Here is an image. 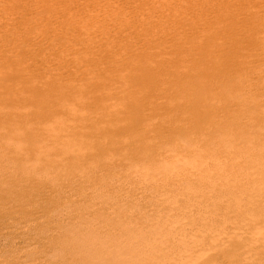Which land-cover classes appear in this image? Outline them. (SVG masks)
<instances>
[{
  "label": "bare ground",
  "instance_id": "1",
  "mask_svg": "<svg viewBox=\"0 0 264 264\" xmlns=\"http://www.w3.org/2000/svg\"><path fill=\"white\" fill-rule=\"evenodd\" d=\"M96 1H93V2H96ZM165 1H169V3H168L169 5L170 4L174 5V6H171L170 8H168L169 10L167 9L168 12L165 11V7L166 6L164 7L162 2H158V3L155 2L156 3V7H154V5H155L154 4L152 6L154 8L151 11H155V12H159L160 13V14H157V15L155 14L156 16H153V13H151V11L149 12L148 8H147L146 10L149 12V16L148 17L139 18L137 16L138 17L137 18L134 15V17H132V18H130L128 20H126L127 18L124 17L126 19H125V21H123L121 23L122 26H120V27H122V28H119L120 29L119 33L122 34V30L123 29H124L123 31H125V29H126V30H130V31L133 30V32L125 33L124 34L125 35L124 36L125 39L124 40L121 39L119 42L117 40H115L117 38H120V37H117V34H116V37H115V39L113 38V41H116L117 43H115L114 45L111 44V42H112V39H110L111 36L110 37H107V36L104 37V35H103L104 33H102V29L100 27L103 24L104 26H102V27L107 28V31H109V32L110 31H115V30L117 31L118 27H119L118 24L117 25L108 26V23H105L108 13L107 14L106 13H102V14H100L102 16H98V18H97L96 15H94V18L89 19V20L93 21L92 23L85 22V23H87L86 27H83L82 29L79 28V29H81L80 31L79 30L78 31L75 30V31H77L76 33H74L75 35H71V38L73 40L76 39L75 42L78 40L77 39L78 35L79 34L81 35L83 33L87 34V37H88V39H90L91 42H98L96 46H93V49H91L92 47L90 48L91 51L88 49V51L85 52L86 54L82 53L80 56H76V54L78 55V53H75V55H73V56H69V57L65 56V57H63V56H60L57 53V51L56 52L52 51L50 53V51H48V49H47V51H43V53L40 54L41 52L39 51V49L37 50V48L40 46V43H37L38 41L37 42L31 41L26 46L25 45L23 46V47H27V49L23 48L22 51H24L26 53L27 52L31 53L32 54L31 57H33V56L34 57H38V55L40 54V56L41 55L43 56V58H41V59H44L45 61L46 60L48 61V57L49 56H51V57L55 56L54 58H56L57 57L56 54H57L61 58H64L62 61L69 60V62L67 61L68 63L75 62V64H79L81 66H85L86 70H90L92 72L93 71H96V72L99 71L100 72V70H101L100 65L97 66V64H99V60L97 59L98 60V63H97L96 62L97 61L96 58L102 54L101 56H104L105 59L103 61H100V63L102 65H103V63L107 64V66L104 64L103 69H104V71H109V73L107 72V73H104V74L112 73V71H110V70H114L117 66H118V68L121 67L123 69V71L126 72L122 76H120L117 73V69L118 68H116V74L119 76V78L117 80L115 79V81H118L119 83H118V86L115 85L117 83H115L114 86L111 85L112 86L111 93L109 94V92H108V94L111 95V98L113 97V98L116 99V103L118 101V103H117L118 105H115L114 107H110L108 105H105L106 101H108V99H109L107 97H104V94L102 93L103 92L102 90L104 89L103 86H105V85H103V86L99 85L100 87L97 86V85H94V80L97 81V84H99L100 80L98 81V79L97 80L95 79L98 76L93 78V81H92L93 83L87 84V87L85 89H83L82 91L79 90L78 93L75 92V91H78L77 90L78 87H76L75 88L76 90L74 91V93H77V94L68 95L69 94L68 93L67 94L68 96H65V97L63 95L59 94V95H61L63 97H57L49 104L37 103V101L35 100L36 96L39 94V92L41 90V87L38 86V88H34V90L32 92H30L31 96L30 95L28 96L29 99H30V100L27 101L28 105H33L35 107V110H34L35 113L44 114V118L49 116V121H47V123L48 124L49 123H56L57 126H58L56 128H53V130H56L57 132L60 130V127H59L60 120L57 121L60 115H61L60 119H62L64 116L65 117L68 116L69 119L72 118L70 120L67 118L68 119V121H67V119L65 120V117H64V122H65L64 124L65 125L63 126V128H64L63 131L67 130L66 132H63V134L66 133L65 137H67V136L68 137H72V136H74L75 134H77L81 130L86 131L87 129L85 130V128H88L89 130H91L94 127H98V126H102V125L105 126V127L109 126L110 129H114L115 132L116 131L117 132H121V133L123 132L124 134L125 133L128 134V136L130 135V136L134 137V139L131 140V141H125L126 143L110 142V143H104V144L95 143V145L93 143L92 144V148L88 144L86 145L84 143L83 144V146L85 145L84 148L81 145V147H79L77 149H75L73 147V145H71L70 142H66V141H69V140H64V139L60 138L59 140L54 142L55 143V146H54L55 148H54V152L52 154L53 157L55 155L58 156V154H59L58 150H60L61 154H62L61 157H63L62 159H64L65 161L67 159H69V158L71 160H74L73 157H75V156H77V157L83 156V157H85L83 159H86V161L90 160L91 158H94V157L106 156L107 160H109V161L110 160H113V161L114 160H120V159H124L123 161H125V160H136L138 163L143 164V166L146 167L147 165L145 164V160L149 156L148 152L152 148H154L153 147L154 142L157 139H161L162 136H159V137H156V136L142 137V136H140L139 134L136 133L137 131L135 130L136 126L140 122L144 121V119L154 120V118H157L158 121L159 120L163 121V123L160 126L158 125L161 128L160 129L161 130L160 133H168V137H174L175 135L179 136L180 134L186 133L189 129H190V132L188 131L187 133H188V136H191L190 134L193 133L192 132V129H193L194 131H196V134L200 133L199 136L197 137V140H198V138H200V140L202 141V138L204 136L203 135L204 134L203 127L201 126L202 125V119L211 116L212 113L218 112V110H219L218 103L216 101H213L214 100L213 94L215 93V94L219 95V98H218L219 103L223 100L222 98H224V97L226 99H228L231 96V92H229V90L226 91L223 85L229 86L230 84L233 85V83L236 84L235 78L238 77V79H239L240 74H242L241 73L242 70H244V67H246L249 62L264 61V27L263 26H262L263 28H261L260 26H256L255 28L251 27V25L255 24L254 22L258 21L259 12L262 11V10L264 11V0H165ZM126 2L127 1H124V3H126ZM85 3L86 4H83L84 5L83 6V11H84V9H87L89 7L87 5V2H85ZM104 3L105 2L101 3L102 6L103 5L105 6ZM75 4H76V2H75ZM164 4H166V2H164ZM72 5H74V4H72ZM146 5L147 4H145V6ZM74 6H76V5H74ZM80 6H81V4H80ZM80 8H77V10L80 9ZM101 8H99V9H101ZM81 11H82V9L80 10V12ZM85 11H87V10H85ZM82 12H81V15H82ZM91 12H92V9H91ZM83 13H86V12H83ZM118 13H120V12H118ZM89 14L88 15L85 14L86 17L89 16ZM110 15H112V14H110ZM83 19H85V18H83ZM75 20H77V19H75ZM78 21H77V23H78ZM81 21H80V23H81ZM113 21H115V20H113ZM61 23H62V21H60L58 18H56L55 22L51 23L52 24L51 28L54 29V30L55 29H59L61 27ZM163 23H165L166 24L165 26H167V27L162 26ZM198 23H201L203 25L202 31H201V29L200 30L198 29L199 31L202 32L200 34L196 33L195 32L196 30H194V31L190 30L189 31L190 28L189 29L186 28L188 25H191V24H195V25L197 24L198 25ZM114 24H116V23H114ZM263 24H264V22L262 23V25ZM259 25H261V24H259ZM157 26H160V27H157ZM219 26H220V30L219 31H218V29L216 31H212L213 29L215 30V28H218ZM76 28H78V27L76 26ZM52 29H50L49 31H51ZM253 29H255V30H253ZM211 31L214 32V33H211ZM52 32H55V31H52ZM133 33H135V34H133ZM43 34L44 33H42V35L40 34L38 36L39 37H43L42 39H44L45 36ZM83 35H85V34H83ZM122 37H123V35H122ZM108 40H109V42H107ZM99 44L100 45H104L105 49H103L102 46H101L102 49H100ZM108 45H110L111 47H108V49H106V46H108ZM89 46H92V45H89ZM16 47H18V46H16ZM238 47L244 48V49L249 50V51L248 52H245V51L242 52L243 50L241 49L242 51H240L241 53H239V48ZM19 48H21V47H19ZM174 51H175V53H173ZM34 52L37 53L38 55L37 54L34 55ZM69 52H67V53H69ZM73 52L71 51L70 54L73 53ZM54 60H56V59H53V61ZM94 64H96V67L92 66ZM236 66H238V67H236ZM4 68L5 67H3V68L1 67L0 68V80H1V82H2V80L3 81H5V80L7 81V79L8 80L10 79V73H8ZM73 68H75V67H73ZM78 68L79 67H77V69ZM85 68H84V70L82 69L83 74H85L84 73L85 72ZM121 68H119V69H121ZM247 68L248 67H246V69ZM101 71L104 72L103 70H101ZM77 72L74 73V76H72V75L69 76L70 79L72 78V80H69V81H73L74 83L76 82V84L77 83L79 84V82L83 83L86 80V79L84 80L82 78V77H84V75L82 74V77L80 79L79 75L77 74ZM102 72H100V76L103 75ZM87 73H88V71H87ZM87 73H86V75H87ZM119 73H122V72L120 71ZM24 74H23L24 76L20 75V76H14V77H15V79H22L24 77L27 80V82L35 81V82H38L36 84L40 83L41 85H44V86H48V85L54 84V83H56V86H57V85H59L57 83L60 82V80L62 78L63 79L66 78L67 79V75H69V73L66 74V76H65V73H63L64 75L62 73L51 74V72H46V71L39 72V73L31 72V74L28 71V72H25ZM112 74L107 75V76L108 77L109 76L112 77ZM117 75H115V76H117ZM88 76H90V75H88ZM103 76H106V75H103ZM104 78H102V79H104ZM91 80H90V77H89V80L87 79L86 81H87V83H89ZM107 80H112V78L111 79L108 78ZM107 80H103V81H107ZM214 80L216 81L215 83H218V84H215V83L212 84V82ZM62 81H61V83H62ZM69 81H67V82H69ZM113 81H109L110 84ZM243 81L245 82V79ZM100 82H102V81H100ZM109 82H108L107 88L110 87L109 86L110 85ZM74 83H72V84H74ZM240 83H242V82H239V85H238V82H237L238 87L241 85ZM102 84H104V83H102ZM65 85H66V82H65ZM79 86H80V84H79ZM94 86L95 87L97 86L98 88H103V89H100L101 91L97 89V91H100V93L103 94V96L100 93H99V95H101V96L97 95L99 97L94 95V94L98 93V92L95 93L96 89H94ZM221 86H223V88ZM242 86H243V83H242ZM90 87H92V89ZM218 87L220 89H218ZM82 88H84V86H82ZM237 88H236V90H237ZM110 89H108V90H110ZM2 90H0V105L2 103L6 104V103H8L10 101H13V100H16L17 98H20V97L24 98V96H22L19 93H17L14 90V88H6L5 90L4 89H2ZM72 91H73V89H72ZM92 91H94L93 92L94 94L91 93ZM61 92L63 93L62 90H61ZM63 94H65V92ZM108 94L106 93L105 96H107ZM242 94H240V95H242ZM232 95H234V94H232ZM244 95H245V93H244ZM246 95H248V93ZM88 100L91 101V102L92 101L97 102L96 103V104H98L97 106L102 105V102H104L103 103L105 105L104 108H103L104 109V116L101 117V118H92L90 116L91 118H89L88 116L86 117V115L83 114V118L81 116L79 117L80 123H78L79 121L77 122V120H76L77 116H75L76 115V110L78 109V107L81 108L80 106H82V105L84 106V104H86L88 102ZM247 100H248V98H247ZM171 101L173 103H168V102H171ZM174 101L177 102V103H175ZM232 101H231V103H232ZM155 102L157 103V105H161V107H160L159 110L153 111V112L150 113L147 104L148 103L153 104ZM236 102L239 105L238 101H236ZM167 103L168 104H172L174 107H176V109L175 108L174 109L179 111V112H181L180 113L182 115L181 117H188V121L185 124H183V125L174 126V125L170 124V122L172 121V116H175L177 118V120H174V121H178V119H179L178 117L179 116H178V113L175 112V111H174L175 113H173V111H171V110L167 111V109H166V112H165V108H164L165 106L164 105H167ZM87 104H91V103L89 102ZM93 104H95V103H93ZM241 107L239 106V108H241ZM227 109H228V107H227ZM249 112H250V110H249ZM46 113H47V115L45 116ZM57 114H58V116H57ZM63 114H65V115H63ZM16 115H17L16 111L9 110V112H7V111L4 112V113L2 112V114L0 113V121L1 122L15 121L16 120ZM70 115H73V116L69 117ZM158 115H160V116L158 117ZM251 115L252 114L250 113V115H248V116H251ZM219 118H220V116H219ZM169 119H171V121ZM32 122L35 123V120L32 121ZM32 122H30V123L33 124ZM30 123H27V125L30 124ZM156 123H158V122H156ZM200 123H201V125H200ZM248 123H249V121L247 122V124ZM50 125H52V124H50ZM66 125H67V129H66ZM49 127H50V129H48V130L45 127L47 132H51V129H52L51 127L52 126H49ZM245 127H247V125ZM226 128H227V126H226ZM31 129H29V130H31ZM205 129H206V127H205ZM246 129H244V131ZM206 131L207 130H205V134H206ZM250 132H251V129H250ZM79 134H80V132H79ZM115 134L119 135V133H115ZM219 134H220V132H219ZM39 135L40 134H37V136H36V134L33 135V136L32 135H27V136H25V135L23 136L22 135L21 137L22 138L27 137L29 139V140H26V139H24V140H26V143H27V141L30 142L29 145H30V148H31V146L32 147L37 146V144H38V142L40 140L46 139V141H47V139L49 138V137H47L48 136L47 133L45 134V135H47V136H45L47 138L43 137L44 133H43L42 136H39ZM192 135H195V134L193 133ZM86 136L88 137L87 132L85 133L84 139H85ZM188 136H186V137L188 138ZM21 137L18 134V138H21ZM223 137H224V139L226 138L224 135H223ZM223 137L220 136L219 138H223ZM256 137H257V139H260L263 136L258 135ZM1 138L3 140L4 139L6 140V137H2L0 135V139ZM11 138L13 140L15 139L14 141H17L16 136L11 137ZM50 138H53V137L50 136ZM183 138H184V136L182 137V139ZM219 138L217 140H220ZM131 139H132V137H131ZM224 139H222V140L224 141ZM86 140H88V139H86ZM188 140H190V139H188ZM249 140H250V138H249ZM254 140H252V141H254ZM44 141H43V144L45 145L46 143H44ZM51 141H52V139H51ZM23 142H25V141H22V143ZM40 142H42V141H40ZM157 142H158V140H157ZM190 142H193L192 139H191ZM190 142H189V144H190ZM225 142H227V140L224 141V143ZM250 142H251V140H250ZM48 143H50V141H48ZM219 143H222V142H219ZM51 144H53V143H51ZM199 144H200V142H199ZM251 144H252V142H251ZM256 144H258V143H256ZM256 144H255L254 148L256 147ZM183 145H185V144H183ZM88 146L91 148V150L88 148ZM48 147L51 148V146H48ZM157 147H159V146H157ZM173 147H172V149L174 150ZM45 148H47V147H45ZM195 148L197 149V147H195ZM154 149H157V148L155 147ZM208 149L206 148L207 151H208ZM212 149H210V152H211ZM246 149H247V147H246ZM246 149H245V151H246ZM197 150H196V152H197ZM199 150H201V149H199ZM217 150L219 151V149H217ZM43 151H44V148H43ZM43 151H42L43 155L45 153H47V151L46 152H43ZM186 152H187V148H184L181 152H178V153L184 154ZM225 152H226V149H225ZM231 152H233V150H231ZM50 153H52V152H50ZM158 153H159V150H158ZM160 153H161V155H164V154H162L161 150H160ZM171 153H173V151ZM194 153H195V151H194ZM197 153H199V152H197ZM240 153H241V151H240ZM167 154H169V153H167ZM189 154H190V152H189ZM248 154H249V152H247L246 155H248ZM161 155H159V156H161ZM170 155H167V156L165 155V156H162V157H163L164 160H168L171 157ZM174 155L175 154H173V157H174ZM184 155H186V154H184ZM154 156H155V154H154ZM189 156H187V157L190 158ZM250 156H251V153L249 154L248 157H250ZM194 157H195V155H194ZM29 158L30 157H26V158L24 157L22 159H19V160L15 161V164H14L13 167L17 170L23 165V163H25V164H27V166H24V167H27V169H29V171H30V168H28L30 166H28V164H34L35 165L36 163H35L34 159H29ZM202 158H204V157H202ZM242 158H244V157L242 156ZM58 159H61L60 155H59ZM185 159H186V157H185ZM214 159L216 161L218 160L216 158H214ZM214 159H211V161L214 160ZM50 160L49 161L44 160V162L45 163L51 162V163L55 164L56 161L52 160L53 161L52 162ZM248 160H249V158H248ZM250 160H252V158ZM65 161H63V162H65ZM180 161H182V160H180ZM189 161H190V159H189ZM58 162H62V161L58 160ZM161 162H164V161H161ZM184 162H186V161H184ZM200 162H202V161H200ZM206 162H208V161L206 160ZM164 163L166 164V161ZM164 163H160V165H162ZM56 164H58V163L56 162ZM189 164H191V161H190ZM189 164H188V166H189ZM202 164H204V163H202ZM209 164H211V163H209ZM236 164L238 165V162ZM236 164H234V165H236ZM184 165H185V163H184ZM212 165H213V162H212L211 166ZM179 166L180 165H176L177 168H181ZM213 166H215V165H213ZM247 166H248V164H247ZM24 167L22 168L23 170H24ZM221 167H222V165H221ZM83 168H85V166H82V165L79 166V167H76V168H72V166L65 168V166H63V168H62L63 170L59 168L62 171V173H59V174H61L60 178L61 179L63 178L65 181L66 180L68 181V179L74 178L75 176L76 177L79 176V179H80V177H83L82 175L81 176L79 175L80 173L82 174V172H84L85 176H86V174H87V176H89V173L86 172L85 170L83 171ZM170 168H171V166L169 167V169ZM194 168L197 169L198 167H192V169H194ZM201 168H199V169H201ZM237 168L241 169V167H238V166H237ZM249 168H250V166H249ZM10 169H12V167ZM146 169H147V167H146ZM186 169H187V165H186ZM206 169H205V173L207 172ZM5 170H7V169H5ZM165 170H163V171H165ZM173 170H174V168H173ZM13 171H12V173H13ZM17 171L19 172V170H17ZM103 171H105L104 174H106V176L109 175V174H114L112 172V171H114V168L109 169V167H107ZM178 171H179V169H178ZM187 171H188V169H187ZM246 171H247V169H246ZM139 172H140V170H139ZM161 172H157V174L161 173ZM5 173H6V171H5ZM9 173H10V171H9ZM14 173L16 174L17 172L14 171ZM172 173H170V174H172ZM193 173L197 174L196 172H193ZM209 173H208V175H209ZM139 174L137 173L136 175L139 176ZM142 174H144V173H142ZM229 174H231V173H229ZM242 174H243V171H242ZM161 175H163V174H161ZM183 175H184V173H183ZM198 175H201V174H198ZM217 175H219V174H217ZM90 176H92V174H90ZM133 176H134V174H133ZM144 176H146V175H144ZM203 176L201 175V178ZM224 176H225V174H224ZM259 176H261V175H259ZM24 177H25V175H24ZM52 177L54 178V176H51V180H52ZM76 177H75V179H76ZM132 177H129V179H133L134 180V177L133 178ZM149 177H150V175H149ZM215 177H216V175H215ZM229 177H231V176H229ZM262 177H263V175H262ZM114 178H115V176H114ZM190 178H191V176H190ZM192 178H193V176H192ZM194 178H195V176H194ZM94 179H96V178H94ZM88 180H89V177L87 178V182H88ZM180 180H182V179L180 178ZM186 180H188V179H186ZM205 180L207 181V179H205ZM229 180H230V178H229ZM234 180L235 179H232V181H234ZM8 181H10L8 176H6L4 174L3 175L0 174V189L4 188L5 183H8ZM37 181H35L36 185L41 187V188L46 182V181L43 182L44 180L40 181V182H37ZM47 181L49 182L50 178H48ZM122 181H123V183L125 182L123 179H122ZM126 181H127V178H126ZM190 181L191 180H189V182ZM227 181L228 180H226L225 183L229 182V181L228 182ZM254 181L255 182H259L258 183V185L260 184L259 187L264 186V177H263V180L259 179V180H254ZM91 182H92V180H91ZM108 182H110V181H108ZM128 182L126 184H128ZM152 182H154V181H152ZM152 182H150V183H152ZM231 182H230V187H229L228 191L226 189V191L228 193L224 197L225 201L228 202V204L227 205H222L221 204L218 213H216V214L214 213L211 216H205V218L203 217L204 215L202 216V214L200 213V215H201L200 217H197V218L193 217L192 218V213H193L192 212L191 215L189 214V216L191 217L192 220L190 219V222L187 225L188 227L187 226H185V227L177 226V227L170 228L169 225H173L172 222L174 223L175 221L174 220L171 221V220H169V218H167L166 220H168V221L165 222L164 227L170 233H169L168 236L166 235L167 232L165 233V235L167 237V242H165L163 245H161V247H160L161 240H159L158 238H155V237H158V236H156L157 234L161 236L159 231H161L163 229V227H162L161 230H160V228H158L159 229L158 230L159 233H156V235L154 234L155 237L154 236L149 237L147 235V233H146L147 232L146 231V229H147L146 227H148V226H144V229L146 228L145 230L143 228L139 227V228H141V230H138V231L137 230H132L131 232L128 233V231H130V230H127V228L122 227V223L119 221V226H120V224H121V226L119 228L120 229V233H118V236L121 235V239L123 240V238H122L123 235H125L127 233L125 236L128 237V238H126V237L125 238L126 239H132L131 242L129 240L130 244L127 243V246L125 245L127 247L126 251L130 252V255H129V258H128L129 261H133V260L137 259L139 261V264H264V195H262V196L261 195H255V196L253 195V197L251 195L250 197L242 198L241 197L242 188H243V186H246V185L248 186L249 185V181H246V182L241 183L239 185L237 184V182L236 183L235 182L231 183ZM99 183L102 184V182H100V181H99ZM113 183H116V182L114 181ZM118 183H119V181H118ZM118 183H116V184H118ZM164 183L165 182H163V185H165ZM198 183L199 182H197V184ZM208 183H209L210 187L214 188L215 190L221 185L220 183H218V182L216 183L215 181H208ZM16 184H17V182H16ZM54 184L52 183L50 185L49 189L51 188V190H52L53 187L55 186ZM57 185L55 187H58V188L60 187V188H59V190L56 189V188L55 189L60 191L61 193H64L65 191L61 189L62 187L60 185H58V186ZM92 185H94V184H92ZM104 185L105 184H103V186ZM118 185H120V183ZM143 185H145V184H143ZM157 185H156V187H157ZM179 185L185 186V188H186V187H188V181H187V183H184V181H183V183H180ZM199 185L201 186L202 183H200ZM6 186H8V185H6ZM16 186H18V185H16ZM89 186L92 187L90 185V183H89ZM100 186H102V185H100ZM122 186H123V184H122ZM97 187H99V184L97 185ZM138 187H139V185H138ZM160 187L162 188V186H160ZM178 187H180V186H177L176 188H178ZM35 188H38V187L34 186L33 190H35ZM44 188H46V187L43 186L42 190ZM94 188H96V187H94ZM165 188L167 189V187H165ZM168 188H171L170 187V183H169V187ZM30 189H32V188H30ZM85 189H86V187H85ZM85 189L83 188V190H85ZM96 189H93L92 191L89 190V193L88 192H86L84 194L83 193L82 194L79 193L80 195L79 194L77 195V197H78L77 201H79V199L82 200L81 202H83V200H89V201H86V202L89 203V205L84 208V210L82 211L81 214L75 215L76 217H78L79 220H76L74 223H71L70 221H68V222H70L69 225L66 224V225L69 226V227L67 226L68 228L64 225V227H66V229H67L66 231L64 229V231H62L61 233L59 232L60 234H58V231H57L58 236L55 239L58 240L59 237H60L61 240H59L60 242L57 241L56 244H59L60 246L61 245L63 246L62 248H59L60 249L59 252L61 250L63 252L64 249L66 251V254H64V256L62 255L61 259H58L60 261L59 262L56 261V262H58V264H116L120 252L122 251V249H125L124 245H123V241H118V239H117L118 237L116 236L117 234H114V232L112 231L113 230L112 227L114 225L112 226V224L108 222L109 226L107 227V226H104L105 223L104 224L101 223L100 225L102 226V224H103L104 228H103V226L100 228L98 225L95 224L96 226H98L100 228V230H97L93 226V222L95 220H97L99 218H101V219L103 218L105 220L107 218V215H108L107 211L106 212H102V211H104L107 208H109L108 206H107V208L105 207V205L103 206V204H105L108 201L109 194H108L107 198L105 199V200H107L105 203L102 202V201H105V200L99 201L100 203L98 202V204H100V205H98V206H97V204L93 203V202L96 201V200L92 201L94 198L95 199H99V197H103L104 194H105L104 193V190H105L104 187H103L104 190H97L96 191ZM121 189H124V186ZM181 189H182V194H184L183 193V192H185L184 189L182 187H181ZM254 189H256V188H254ZM254 189H253V191H254ZM27 190H28V188H27ZM129 190H130V188H129ZM192 190H193V186H192ZM199 190H201V189H199ZM207 190H209V189H207ZM79 191H81V190H79ZM111 191L113 192V190H111ZM139 191H141V190H139ZM162 191H164V190L162 189ZM173 191H175V190H173ZM177 191H180V190H177ZM204 191L205 190H203V191L201 190V192H204ZM226 191L224 190V192H226ZM40 192L42 193L41 190H40ZM190 192H192V191H190ZM21 193H23V192H21ZM75 193L76 192L72 193L71 197H72L73 194L75 195ZM156 193H158V192H156ZM164 193H166V192H164ZM16 194L14 193L12 198L10 200H6V202L5 201H1L0 205H2L3 208H9L10 207L11 209H13V205L14 204H19L20 203V200L18 199L19 193H16ZM136 194L137 193L134 190V192H131V195L130 194H126V195L133 197ZM167 194H165V195L162 194L163 196H161V194L160 195H154L152 197V201L149 202V203H151V204H149L150 207H154L155 204L159 203V202H164L165 205L166 204L167 205H172L174 203V202L172 203V200L175 201V197L173 195H171L172 193L168 194V195ZM177 194H178V192H177ZM23 195H25V194L23 193ZM62 195H64V194H62ZM65 196L66 195H64L62 198H66L67 197V196L66 197ZM69 196L70 195H68V197ZM110 196H112V195H110ZM221 196H224V193H223V195L221 193ZM109 198H111V197H109ZM112 198H111V200H112ZM121 198H122V194H121ZM172 198H174V199H172ZM196 198L197 197H195V199ZM213 198H214V196H213ZM213 198H211V199L213 200ZM215 198H214V200H215ZM217 198H218V196H217ZM219 198H220V195H219ZM31 199L33 201L35 198L34 199L31 198ZM37 199L38 198H36V200ZM116 199L117 200L114 199L115 203L116 202L119 203L118 202V198H116ZM126 199H127V197H126ZM128 199H129V197H128ZM137 199H140V198H137ZM191 199H192V197H191ZM42 200H44V199H42ZM59 200H61V199H59ZM201 200L202 199H200V201ZM7 201H11V202H7ZM41 201H39V202H41ZM54 201H55L54 203H57V208H59V209L61 207H65L66 208L67 206L68 207H72L74 204L78 203V202L75 203V202H72V201H70V203H69V201H68V203H67V201H62V202H60V201L56 202V200H54ZM121 201L124 202L123 199ZM204 201H206V200H204ZM204 201L202 200L203 203H204ZM71 202L73 204H71ZM81 202L79 201V204ZM86 202H85V204H86ZM183 202L184 201H182V203ZM27 203H28V201H27ZM109 203L110 202H108L106 204L111 205V203L110 204ZM146 203L144 202V204H146ZM24 204H25V202H24ZM28 204H29V206H32V205H30V203H28ZM42 204H43V202L41 203V205ZM48 204H49V202H48ZM69 204H71V205L69 206ZM123 204H125V203H123ZM175 204H176V202H175ZM184 204H185V202H184ZM189 204H188V206H189ZM200 204H202V203L199 202V205ZM211 204L212 203L210 202V205ZM82 205H84V204H81V206ZM115 205L117 206L118 204H114V206ZM138 205H139V203L137 204V206ZM158 205H157V207H155L156 210L158 208ZM206 205L208 206V204H205V207H206ZM94 206H96V207L93 208ZM119 206H121V205H119ZM203 206H204V204H203ZM38 207L39 206H37V208ZM79 207H80V205H79ZM101 207L103 209L102 211H100ZM110 207H113V206H110ZM124 207H122V209ZM140 207H142V206H140ZM191 207L192 206H190L189 208H191ZM26 208L28 209L27 206H26ZM26 208H25V210H26ZM57 208H56V211H57ZM88 208H90V210H88ZM115 208L116 207H114L113 209H115ZM134 208H136V207H134ZM143 208H145V207H143ZM169 208H171V207H169ZM183 208H185V207H182V209ZM209 208L211 209V206ZM32 209L33 208H31L30 210H32ZM46 209H49V208H45V210H43V211H48ZM125 209H126V207L124 208V211H125ZM187 209L188 208L186 207V210ZM195 209H196V206H195ZM14 210H16V209H14ZM50 210L51 209H49V211ZM68 210H70V209H68ZM71 210L73 211V209H71ZM75 210L73 212H75ZM79 210H80V208H79ZM132 210L135 211L136 209H133V207H132ZM158 210H159V208H158ZM158 210H157V213L160 215V211L161 210L163 211V209L160 208V210L159 211ZM49 211L47 213H49ZM64 211H67V210L63 209V213H64ZM110 211L111 210H109V213H111ZM126 211H127V209H126ZM191 211H192V208H191ZM191 211L189 209V212H191ZM16 212H17V210H16ZM24 212L25 211H23V213ZM39 212L41 213V210L38 211L37 215L39 214ZM67 212L69 213L70 211H67ZM76 212H78V210ZM148 212L151 213V211H148ZM167 212L171 213L169 211H167ZM205 212H207V210ZM11 213H13V211ZM52 213H54V212H52ZM55 213H57V212H55ZM60 213L61 212L58 213V216L60 215ZM136 213L138 214V212H136ZM140 213H139V215H140ZM65 214H66V216L69 217L70 220L71 219L72 220L75 219L74 215H70V214H67V213H65ZM65 214H62L60 216H64ZM76 214H78V213H76ZM158 214H155V217ZM162 214H163V212H162ZM195 214L196 213H194V215ZM49 215H51V213ZM111 215H112V213H111ZM182 215L183 214H181V216ZM10 216L12 217V215H10ZM25 216H27V215H25ZM123 216L124 215H122V217ZM149 216L153 217L152 213ZM177 216H178V214L176 215V217ZM196 216H198V215H196ZM11 217H10V219H11ZM14 217H15V215H14ZM27 217L28 218L30 217V219H31V215L27 216ZM33 217L35 218V216H32V218ZM42 217L43 216H41L40 218H42ZM110 217H114V215H112ZM133 217H134V215L132 216V218ZM142 217H143V215H142ZM144 217L141 220H143ZM146 217H147V215H146ZM159 217H161V216H159ZM166 217H167V215H166ZM166 217L164 216V220H165ZM180 217L178 216V218H175V220L176 219L178 220ZM16 218H17V216H16ZM52 218H54V217L52 216ZM184 218H185L184 216H183V218L181 217L182 221H184L183 220ZM19 219H20V216H19ZM47 219H49V218H47ZM47 219H44V217H43V221L44 220L46 221ZM103 219L101 220V222L103 221ZM123 219H124V217H123ZM134 219L136 220V217ZM134 219H132V220L134 221ZM181 219H179V220H181ZM25 220H27V219H25ZM50 220H52V219L50 218ZM117 220L115 219V221H117ZM129 220H131V218ZM129 220H127V222ZM158 220H160V219H158ZM177 220H176V223H177ZM37 221H35V223H37ZM56 221H58V220H56ZM61 221H63V219ZM146 221H147V219H146ZM22 222L25 224L26 221L23 220ZM40 222H42V221L40 220ZM123 222H124V220H123ZM141 222H145V221H141ZM147 222L150 225L151 230H153L152 229L153 228L152 224H150L149 221H147ZM65 223H66V221H65ZM98 223H100V220H98ZM128 223H126V224L128 225ZM134 223L136 224L135 221H134ZM151 223H155V222H151ZM14 224H18V226H19V223L15 222ZM61 224H64V223H61ZM123 224H125V223H123ZM55 225L56 224H54V226ZM106 225H107V222H106ZM156 225L154 226L155 228L159 227V224L157 226ZM48 226H51V224H48ZM52 226H53V223H52ZM24 227H23V224H22V228H24ZM55 227H57V226H55ZM64 227H62V228H64ZM135 227L136 226H134L133 229H135ZM45 228H44V230H45ZM47 228H49V227H47ZM47 228H46V230H47ZM111 228H112V230H110ZM19 229H20V227H19ZM36 229H37V227H36ZM53 229H55V228H53ZM53 229H51V230H53ZM49 230H50V228H49ZM58 230H59V228H58ZM61 230H63V229H61ZM155 230H157V229H155ZM216 231H217V233H214ZM149 232L150 231H148V233ZM153 232H155V231H153ZM46 234H48V233H46ZM162 234H164V230H163ZM160 236H159V238L161 239L162 237H160ZM114 237H117V238H114ZM140 237L142 239H140ZM46 239H47V237H46ZM126 239L124 240L125 242H126ZM48 240H51V239L48 237ZM245 241H250V246H245L244 247V244H245L244 242ZM52 243H54V242H52ZM124 244H126V243H124ZM51 246H53V244ZM145 248H147V249L151 248V254L150 253L147 254L148 252H143V251H145L144 250ZM37 253L33 252V257H34V254H37ZM60 253H58V254H60ZM29 254H32V253H29ZM43 254H45V252H43ZM121 256H123V254ZM2 257H4V256H2ZM13 257H15V256H13ZM13 257L11 259H13ZM44 257H46V256L44 255ZM18 258L19 257H17V260H18ZM27 259H28V256H27ZM35 259L38 260L37 258H35ZM47 259H49V258H47ZM19 260H21V259L19 258ZM40 260L38 261V263L40 262L39 264H43ZM42 260H45V259L42 258ZM22 261H25V260L22 259ZM48 262H46V263H48ZM7 263H8V261H7ZM20 263L22 264V262H19L18 264H20ZM33 263L35 264V262H33ZM33 263H31V264H33Z\"/></svg>",
  "mask_w": 264,
  "mask_h": 264
},
{
  "label": "rangeland",
  "instance_id": "2",
  "mask_svg": "<svg viewBox=\"0 0 264 264\" xmlns=\"http://www.w3.org/2000/svg\"><path fill=\"white\" fill-rule=\"evenodd\" d=\"M84 1L87 2V5L89 7L87 9H84V11H83V6H84L83 4H86ZM93 1H96V0H79V1L78 0H75V1L74 0H0V68L1 67L2 68L5 67L4 69L8 73H10V79L9 80L8 79H7V81L6 80L5 81L2 80L3 83L0 80V90H2V89L5 90L6 88H14V90L17 93H19L20 95L24 96V98L20 97V98H17L16 100L10 101V102H8L6 104L2 103L0 105V113L1 114H2V112L3 113L6 112V111L9 112V110L16 111V114H17L15 121H10V122H1L0 121V135L2 137H6V140L5 139L3 140L2 138L0 139V174H2V175L4 174V175L8 176V178L11 181V182L8 181V183H5V186L3 185L4 188L0 189V202L1 201H5L6 202V200H10L14 193L15 194L19 193V197L20 198L18 197V199L20 200V203L22 202L21 204L20 203L19 204H14L13 205V209H11L10 207H9L10 209L9 208H3L2 205H0V264H8V263L9 264H18L19 262H22V264H24V263L25 264H31L33 262H35V264H39L40 262L38 263V261L40 259H41L40 261L43 264L44 263L45 264H53V263L54 264H58V262L60 261L58 259H61L62 255L64 256V254H66V251L63 248L64 249L63 252H62V250L60 251L61 253L59 252V250H60L59 248H62L63 246L62 245L60 246L59 244H56L57 241L61 240L60 237H59L58 240L55 239V238H57L58 234H60L62 231H64V229H65V231L67 230L66 227L70 224V222L74 223L76 220H79L78 217H76L75 215L81 214L82 211L84 210V208L89 205V203L86 202V201H89V200H83V202H84L83 203V202H81L82 200H80V199H79V201L81 203L79 204V201H77L78 200L77 195L79 193L80 194H82V193L84 194L86 192L89 193V190L92 191L93 189H96V188H97L96 191L105 189L104 190L105 194L103 196L104 198L103 197H99V199H95L94 198L92 201L96 200L97 202L95 201L93 203L97 204V206L100 205V204H98V202L101 201V200H105L107 198L108 194H109L108 201L105 200V201H102V202L105 203L107 201L106 203L110 202L111 205H108L106 203L103 204V206L105 205L106 208H107V206L109 207V208H107L108 210L106 209V210L102 211L103 210L102 207H101V210H100L102 212H106L107 211V214H108L107 218L105 220L102 218L104 222L103 221L101 222V220H102L101 218L95 220L93 222V226L97 230H100V228L103 226L104 223H105L104 226H107V227L109 226V223H111L112 226L114 225L112 227L113 230H112V228L110 230H112L114 232V234H117L116 236L118 238L117 237H114V238H117L118 241H123V245H124V248H125V249H122V251L120 252L116 264L117 263L118 264H139V261L137 259L133 260V261H129V259H128L129 255H130V252L126 251V248H127L126 246H127V243L130 244L132 239H126V238H128V237L125 236L127 233L126 234L124 233L125 235H123V237H122L123 240L121 239V235L118 236V233H120V229L119 228L121 226V224L119 226V221L122 223V227L127 228V230H130V231H128V233L131 232L132 230H137L138 231V230H141V228L144 229V226H148V227H146L148 230L146 228L145 229H146V231H147L146 233H147V235L149 237H152V236L155 237L156 233L160 232L161 236L157 234L156 236H158V237H155V238H158L159 240H161V243H160V247H161V245H163L165 242H167L166 235L168 236L169 233H170L164 227L165 222L168 221V220H166L167 218H169V220H171V221H173V220L175 221L174 223L172 222L173 225H169L170 228L177 227V226L185 227L190 222L191 217L189 216V214L191 215L192 212H193L192 213V218L193 217H196V218L200 217L201 216L200 213L202 214V216L204 215L203 216L204 218H205V216H211L214 213L215 214L218 213L221 204L222 205H227L228 204V202L225 201L224 197L228 193L227 191H228V189L230 187V182L232 181V179H235L236 181L234 180L232 182H235V183L237 182L238 185L241 184V183H244L246 181H249V185L248 186L247 185L243 186V188H242V192H241V194H242L241 197L242 198H247V197H250L251 195H252V197H253V195L254 196L255 195H261V196L264 195V186L259 187L260 186V184L258 185L259 182H255L254 181V180H259V179L263 180V177H264V132H263L264 131V61L249 62L248 65L246 66L248 68L246 69V67H244L245 71L242 70V72H241L242 74H240L239 79H238V77L235 78L236 84L233 83V85L230 84L229 86L223 85L226 91L229 90V92H231V96L229 97L230 99L229 98L226 99L224 97V98H222L223 100L219 103V100H218L219 95L215 94V93L213 94V98H214L213 101H216L218 103L219 110H218V112L212 113L211 116L202 119V125L200 123V125L203 127V132H204V134H203L204 136L202 138V141L200 140V138H198V140H197V137L199 136L200 133L196 134V131H194L193 129H192V132L195 135H192L193 133H191L190 134L191 136H188L187 132L188 131L190 132V129H189L186 133L180 134L179 136L175 135L174 137H168V133H160V131H161L160 129L161 128L159 126L163 123V121H160V120L158 121L157 118H154V120L144 119V121L140 122L136 126V129H135L137 131V132L136 131L135 132L137 134H139L140 136H142V137H148V136L159 137V136H162L161 139H157L158 142L156 140L154 142V144H153V147L154 148L156 147L157 149L152 148L148 152L150 157L148 156L147 159L145 160V164L147 165V166L146 165L145 166L147 167V169H146V167L143 166V164L138 163L136 160H125V161H123L124 159H120V160H114V161L110 160L109 161V160H107L106 156L94 157V158H91L90 160H87V161H86V159H83V158H85L83 156H80V157L75 156V157H73L74 160H71L69 158V159H67L65 161L64 159H62L63 157H61L62 154H61L60 150H58V153H59L58 156L55 155L53 157L52 154H53L54 148H55L54 147L55 146L54 142H56L60 138L64 139V140H69V141H66V142H70L71 145H73V147L75 149L81 147V145L84 148L85 147V145L83 146L84 143L86 145L88 144L92 148V144L93 143H94V145H95V143L104 144V143H110V142L126 143L125 141H131V140L134 139L133 136H130V135L128 136V134H126V133L124 134L123 132L122 133L121 132H117V131L115 132L114 129H110V127L107 126L106 124L105 125L107 127L102 125V126L94 127L91 130H89L88 128H85V130L87 129L88 131L87 130L86 131L81 130V131H79L80 134L78 132L77 134H75L72 137H68V136L65 137L66 133L63 134V132L67 131V130L63 131L64 130L63 126L65 125L64 124L65 123L64 122V117L65 116L64 117L62 116L63 117L62 119H60L61 115L59 116L57 121L60 120V123H59L60 130L57 132L56 130H53V128L58 127L56 123H49V124L47 123V121H49V116L44 118V114L35 113V111H34L35 107L33 105H28L27 101L30 100L29 97H28L29 95L31 96L30 92H32L34 90V88H38V86L41 87V90H40L39 94L36 96L35 100L37 101V103L49 104L57 97H63V96L65 97V96H68L70 94H73V95L77 94L79 92V90L82 91L83 89H85L87 87V84L93 83L92 82L93 78L97 77V76L98 77L95 78V79L96 80L98 79V81L100 80L102 82L99 81V84H97V81L94 80V85H97V86L105 85V86H103L104 89L103 88H98L97 86L96 87L94 86V89H96V91L94 90L95 93L96 92H98V93L94 94L93 93L94 91H92L91 93L97 96V95H99V93L101 91L100 89H103L102 93L104 94V97H107V98L110 99V100L108 99V101H106L105 105H108L110 107H114L115 105H118L117 104L118 101L116 103V99L113 98V97L111 98V95H109L111 93V90H112V86L111 85L114 86V84L117 83L115 85L118 86L119 82L115 81V79L117 80L119 78L118 75L122 76L126 72H124L121 67H119V68H121V69H119L118 66H117L116 68H118L117 69L118 75L116 74V68H115L114 69L115 71L114 70H110V71H112V73L114 72L113 74L110 73V74H112V77L111 76L108 77L107 75H110V74H104V73H107V72L109 73V71H104V69H103V66H104L105 63H103V65L100 63V61H103L105 59L104 56H101L102 54L100 55L102 58L100 56H98L96 58V60L97 59L99 60V64H97V66L100 65L101 70L104 71V72H102L100 70V72H102L103 75H106V76H103V75L100 76V72L99 71H97V72L93 71L92 72L90 70H86L85 66H81L79 64H75V62L68 63L69 60L62 61L64 58H61L60 56L69 57V56L75 55V53H78V55L76 54V56H80L82 53L86 54L85 52H87L88 49L91 51V49H93V46H96L97 43H98V42H91L90 39H88L86 33H83L85 35H83V34H81V35L79 34L78 35V38H77L78 42L77 41L75 42L76 39L73 40L71 38V35H75L74 33H76L78 30L80 31L83 27H86L88 22L92 23L93 21L89 20V19L94 18V15H96L97 18H98V16H102V15H100L102 13H106V14L108 13L109 15L107 14L105 23H108V26H112V25H117L118 24V26H119L118 30L109 32V31H107V28L102 27V26H104L103 24L101 25L100 28L102 29V33H104L103 34L104 37H106V36L110 37L111 36L110 37V39H112L111 44L114 45L115 43H117L116 41H113V38L115 39L116 34H117V37H120V38H117L115 40H117L119 42L121 39H123V40L125 39L124 38V36H125L124 34L125 33L133 32V30L130 31V30H126L125 29V31H123L124 30L123 29L122 30V34L119 33V31H120L119 28H122V27H120V26H122L121 23L123 21H125L126 18H127L126 20H128V19L134 17V15H135V17L138 16L139 18L148 17L149 16V12L154 7H156V3H158V2H162L163 6L164 7L166 6L165 7V11L166 12H168V10H169L168 8H170L171 6H174L173 4L169 5L168 4L169 1H165V0H163V1L162 0H158V1L157 0H121V1L120 0L119 1L118 0L117 1L116 0H105V1L104 0H97L96 2H93ZM101 1L105 2L104 3L105 6L104 5L102 6V4H101L102 2ZM124 1H127V2L124 3ZM75 2H76V4H75ZM164 2H166V4H164ZM72 4L76 5L77 7L72 5ZM80 4H81V6H80ZM145 4H147L148 6L147 5L145 6ZM153 5H154V7H152ZM77 8H80V9L77 10ZM99 8H101L103 11L101 9H99ZM147 8H148L149 12L146 10ZM81 9H82L83 12H86V13H83L81 11L82 12V15H81V12H80ZM91 9H92V12H91ZM85 10H87V11H85ZM118 12H120V13H118ZM151 13H153V16H156L157 14H160L159 12H155V11H151ZM85 14L86 15L89 14V16L86 17ZM110 14H112V15H110ZM82 17L85 18V19H83ZM124 17H126V18H124ZM56 18H58L60 21H62V23H61V27L59 29H55L54 30V29L51 28L52 27L51 23H54ZM258 18H259L258 21L254 22L255 23L254 25H251L252 28H255L256 26H260L261 28L264 27V24L262 25V23L264 22V11L263 10L259 12ZM75 19H77V20H75ZM113 20H115V21H113ZM77 21H78V23H77ZM80 21H81V23H80ZM85 22H87V23H85ZM114 23H116V24H114ZM163 24H162V26L167 27V26H165L166 25L165 23H163ZM259 24H261V25H259ZM76 26L78 28H76ZM157 27H160V26H157ZM79 28H81V29H79ZM186 28L187 29L190 28L189 31L190 30L191 31L196 30L195 32L200 34V33H202L201 31H202L203 25L201 23H198V25L197 24L196 25L195 24H191V25H188ZM50 29H52V30L49 31ZM198 29L199 30L201 29V31H199ZM217 29L219 31L220 30V26L218 28H215V30L213 29L212 31H216ZM75 30H77V31H75ZM253 30H255V29H253ZM52 31H55V32H52ZM212 31H211V33H214ZM42 33H44L43 34L45 36L44 39H42L43 37H39L38 36L40 34L42 35ZM133 34H135V33H133ZM122 35H123V37H122ZM85 40L86 41L88 40L87 41L88 43ZM31 41H34V42L38 41L37 43H40V46L37 48V50L39 49V51L41 52L40 54H42L43 51H47V49H48V51H50V53L52 51L53 52L57 51V53L60 56L57 55V54H56V56H57L56 58H54L55 56H52V57L49 56L48 57V61L47 60L45 61L44 59H41V58H43L42 55H41L42 56L41 57L40 54L38 55L37 53L34 52V55L37 54L38 57H34V56L31 57V55H32L31 53H28V52L26 53V52L22 51L23 48L27 49V47H23V46L24 45L26 46ZM107 42H109V40ZM89 45H92V46H89ZM16 46H18V47H16ZM99 46H100V49H102V47H103V49H105L104 45H100L99 44ZM19 47H21V48H19ZM108 47H111V46L110 45L106 46V49H108ZM238 48H239V53H241L240 51H242V50H243L242 52H244V51L248 52L249 51V50H246V49L241 48V47H238ZM69 51L70 52L74 51L73 52L74 54L73 53L70 54ZM67 52H69V53H67ZM173 53H175V51ZM52 58L56 59V60L53 61ZM98 60L96 61L97 63H98ZM105 65L107 66V64H105ZM76 66L79 67V68L77 69ZM92 66L96 67V64H94ZM73 67H75V68H73ZM83 67L85 68V72H84L85 74H83V71H82V69L84 70ZM236 67H238V66H236ZM28 71L30 72V74H31V72L39 73V72L46 71V72H51V74H55V73L56 74L57 73L58 74L59 73L63 74V73H65V76H66V74L69 73V75H67V79L66 78H64V79L62 78L60 80V82L57 83V84H59V85H57L58 87L56 86V83L50 84L48 86H44V85H41L40 83L36 84L38 82H35V81L27 82V80L24 77L22 79H15L14 76H20V75L24 76L25 75L24 73L28 72ZM87 71H88V73H87ZM120 71L122 73H119ZM76 72L79 75L80 79H81L82 74H83L84 77H82V78L84 80L85 79L89 80V77H90V80L91 79L92 80L89 83H87V81L85 80L84 82L86 84L84 82H83L84 83L83 84V83H80L78 81L80 86H79L78 83H77L78 84L77 85L76 82L74 83L73 81H69V80H72V78L70 79L69 76H71V75L74 76V73H76ZM86 73H87V75H86ZM88 75H90V76H88ZM115 75H117V76H115ZM107 77L109 79L112 78V80H107L108 79ZM102 78H104V79H102ZM244 79H245V82L243 81ZM66 80L69 81V82H67ZM103 80H107L108 82L109 81H113V80L114 81L111 82V84L109 82V84H110L109 86L110 87L107 88L108 82L107 81H103ZM61 81H62V83H61ZM65 82H66V85H65ZM215 82L216 81L214 80L212 82V84L215 83ZM237 82H238V85H239V82H242L243 86H242V83H240L241 85L238 87ZM72 83H74V84H72ZM102 83H104V84H102ZM215 84H218V83H215ZM81 85L84 86V88H82ZM223 86H221V87L223 88ZM76 87H78V89H77L78 91H75ZM71 88L73 89V91H72ZM90 88L92 89V87H90ZM236 88H237V90H236ZM97 89L100 90V91H97ZM108 89H110V90H108ZM218 89H220V88L218 87ZM61 90L63 91V93L65 92V94H63L61 92ZM74 91L77 92V93H74ZM108 92H109V94H108ZM246 92L248 93V95H246L247 94ZM106 93L108 94L107 96H105ZM244 93H245V95H244ZM59 94H61L63 96H61ZM103 94H101V95L103 96ZM232 94H234V95H232ZM240 94H242V95H240ZM101 95H99V96H101ZM99 96H97V97H99ZM247 98H248V100H247ZM89 100H88L87 103L90 102L92 105L86 103L87 105L84 104V106L83 105L80 106L81 108L78 107L79 110L78 109L76 110V115L75 116H77V118H76L77 122L79 121V117L80 116L83 118V114H85L86 117L88 116L89 118H91V117L92 118H101V117L104 116V109H103L104 106H105L103 104L104 102H102L103 106L102 105L97 106L98 105V104H96L97 102H95V101L91 102ZM231 101H232V103H231ZM236 101H238L239 105L237 104ZM93 103H95V104H93ZM168 103H173V102L171 101V102H168ZM168 103H167V105H164L165 106L164 107L165 108V112H166V109H167V111L171 110V111H173V113L177 112L178 116H179L178 117L179 118L178 121H174V120H177V118L175 116L171 115L172 116V121H171V119H169L171 121L170 124H172L174 126L185 124L188 121V117H181L182 116L180 114L181 112L175 110L176 107H174L172 104H168ZM175 103H177V102H175ZM147 106H148V109H149L150 113L153 112V111L159 110L160 107H161V105H157L156 102L153 103V104L148 103ZM239 106L240 107L242 106V107L239 108ZM227 107H228V109H227ZM249 110H250V112H249ZM250 113L253 116L252 115L248 116V115H250ZM46 115H47V113L45 114V116ZM63 115H65V114H63ZM57 116H58V114H57ZM71 116H73V115H70L69 117H71ZM159 116L160 115H158V117ZM219 116H220V118H219ZM67 118H68V116L65 117V120ZM68 119H67V121H68ZM70 119H72V118H70ZM34 120H35V123L32 122ZM248 121H249V123L247 124ZM30 122H32L33 124H31ZM156 122H158L159 124L156 123ZM27 123H30V124H28L29 126L27 125ZM78 123H80V121ZM50 124H52V125H50ZM246 125H247V127H245ZM49 126H52L51 127L52 128L51 132H47V130L50 129ZM226 126H227V128H226ZM45 127L47 128V130H46ZM205 127H206V129H205ZM249 128L251 129V132H250ZM29 129H31L32 131L29 130ZM66 129H67V125H66ZM244 129H246V130L244 131ZM205 130H207L206 134L209 132L210 134L209 133L208 134L211 137L208 134L207 135L205 134ZM218 131L220 132V134H219ZM84 132L85 133L87 132V135H88V137L86 136L85 139H84V136H85ZM114 132L115 133H119V135H116ZM43 133H44V135H43ZM46 133L48 134V136L45 135ZM18 134L20 135V137L22 135L23 136L24 135L25 136H27V135H32L33 136V135L36 134V136H37V134H40L39 136L43 135V137L47 136L49 138L47 139V141H46V139L40 140L42 142L39 141L38 142V144L40 143L39 145L37 144V146H35V147L31 146V148H30V145H29L30 142L27 141V143H26V140H29V139L27 137L18 138ZM222 134L226 137L225 139H224ZM258 135H261L263 137H261L260 139H257L256 136H258ZM14 136H16L17 141H14L15 139L13 140L11 138V137H14ZM50 136L53 137V138H50ZM183 136H184V138L182 139ZM186 136H188V138ZM220 136L223 137V138H219ZM47 137H45V138H47ZM131 137H132V139H131ZM218 138L220 140H217ZM249 138H250V140H251L253 145L251 144ZM24 139H26V140H24ZM51 139H52L53 142L51 141ZM86 139H88V140H86ZM188 139H190V140H188ZM191 139H192L193 142H190ZM222 139H224V141L227 140L228 143L225 142L227 145L224 143V141ZM21 140L25 141V142H23L24 144L22 143ZM252 140H254V141H252ZM43 141L47 145L46 144L44 145ZM48 141H50V143H48ZM189 142H190V144H189ZM199 142H200V144H199ZM219 142H222L223 144L219 143ZM51 143H53V144H51ZM256 143H258V144H256ZM183 144H185V145H183ZM255 144H256V147L254 148ZM44 146L47 147V148H45ZM48 146H51V148L48 147ZM89 146H88V148L91 150V148ZM157 146H159L161 149L159 147H157ZM172 147L174 148V150L172 149ZM195 147H197L198 150L199 149H201V150L198 151ZM246 147H247V149H246ZM43 148H44V151H43ZM184 148H187V152L184 153V154H186L187 156L190 155L189 156L190 158H188L186 155H184L182 153H178V152H181ZM206 148L207 149L209 148L208 151L206 150ZM210 149H212L213 151L211 150V152H210ZM217 149H219V151ZM225 149H226V152H225ZM245 149H246L247 152H249V154L251 153L250 157L252 158V160H250L251 158L248 157L249 154L246 155L247 152L245 151ZM158 150H159V153H158ZM160 150H161L162 154H164V155H161ZM196 150L199 153H197ZM231 150H233V152H231ZM42 151L43 152L47 151V153H45L43 155ZM172 151H173V153H171ZM194 151H195V153H194ZM240 151H241V153H240ZM50 152H52V153H50ZM189 152H190V154H189ZM167 153H169V154H167ZM154 154H155V156H154ZM173 154H175L174 157H173ZM193 154L195 155V157H194ZM59 155H60L61 159H58ZM159 155H161V156H159ZM165 155L166 156L170 155L171 157L168 160H164L162 156H165ZM242 156L244 158H242ZM24 157L25 158L26 157H30L29 159H34L36 164L35 165L34 164H28V166H30V167H28V168H30V171H29V169H27V167H24V166H27V164L23 163V165L19 169H17V170H19V172H18L13 166L15 164V161H17L19 159H22ZM185 157H186L187 160L185 159ZM202 157H204V158H202ZM214 158H216L218 160L216 161ZM248 158H249L250 161L248 160ZM43 159L46 160V161H49L50 159H51L50 161L54 160L59 165L56 164V162H55V164L51 163V162L45 163ZM189 159L191 161V164H189L190 163ZM211 159H214V160L211 161ZM58 160H61L62 162H58ZM180 160H182V161H180ZM183 160L186 161V162H184ZM206 160L208 162H206ZM63 161H65V162H63ZM161 161H164V162L166 161V164L164 162H161ZM200 161H202V162H200ZM212 162H213V165H215V166L212 165L213 167L211 166ZM237 162H238V165L236 164ZM160 163H164L165 165L164 164L160 165ZM184 163H185V165H184ZM202 163H204V164H202ZM209 163H211V164H209ZM188 164H189V166H188ZM234 164H236L238 167H241V169L237 168V166L234 165ZM247 164H248V166H247ZM81 165L85 166V168H83V171L85 170L86 172H88L89 176H87V174H86V176H87L86 177L84 172H82V174L81 173L79 174L80 176L81 175L83 176V177H80V179H79V176H77L78 178L75 176L76 179H75V177L71 178L72 180L67 178L68 181L67 180L65 181L63 178L62 179L60 178L61 174H59V173H62V171L60 169H62L63 166H65V168L66 167H71V166H72V168H76V167H79ZM176 165H180L179 167H181V168H177L178 166L176 167ZM186 165H187L188 171L186 169ZM221 165H222V167H221ZM170 166H171V168L169 169ZM249 166H250V168H249ZM11 167H12V169H10ZM23 167H24V170L22 169ZM107 167H109V169L114 168V171H112L114 174H109V175L106 176V174H104L105 171H103V170L105 168H107ZM172 167L174 168V170H173ZM192 167H198V168L197 169L196 168L192 169ZM199 168H201V169H199ZM5 169H7V170H5ZM178 169H179V171H178ZM205 169L207 171L206 173H205ZM246 169H247V171H246ZM11 170L12 171L14 170L17 173L15 174L14 171L12 173ZM139 170H140V172H139ZM163 170H165V171H163ZM5 171H6V173H5ZM9 171H10V173H9ZM242 171H243V174H242ZM157 172H161V173L157 174ZM193 172H196L197 174H194ZM137 173L138 174L140 173L142 176L140 174H139V176L136 175ZM142 173H144V174H142ZM170 173H172V174H170ZM183 173H184V175H183ZM208 173H209V175H208ZM229 173H231V174H229ZM90 174H92V176H90ZM133 174H134V176H133ZM161 174H163V175H161ZM198 174H201L202 176L203 175L204 176L201 178V175H198ZM217 174H219V175H217ZM224 174H225V176H224ZM24 175H25V177H24ZM144 175H146V176H144ZM149 175H150V177H149ZM215 175H216V177H215ZM259 175H261V176H259ZM262 175H263V177H262ZM51 176H54V178L52 177V180H51ZM114 176H115V178H114ZM132 176L134 177V180L133 179H129V177H132ZM190 176H191V178H190ZM192 176H193V178H192ZM194 176H195V178H194ZM229 176H231V177H229ZM88 177H89V180L87 182V178ZM48 178H50L49 182L47 181ZM94 178H96V179H94ZM126 178H127V181H126ZM180 178L182 180H180ZM229 178H230V180H229ZM106 179L108 181H110V182H108ZM122 179L125 181L124 183H123ZM186 179H188V180H186ZM205 179H207V181ZM91 180H92V182H91ZM189 180H191V181L189 182ZM226 180H228L229 182L227 181L228 183H225ZM35 181H37V182H40V181L45 182L46 181L45 184L43 185L46 188H44L42 190L43 186H42V188L37 186ZM99 181L102 182V184L99 183ZM114 181L116 183H118V181H119L120 185H118L119 183L118 184L113 183ZM152 181H154L156 184L154 182H152ZM183 181H184V183H187V181H188V187L185 188V186L179 185L180 183H183ZM208 181H215L216 183L218 182L221 185L215 190L214 188L210 187ZM16 182H17V184H16ZM127 182H128V184H126ZM150 182H152V183H150ZM163 182H165L164 183L165 185H163ZM197 182H199V183L197 184ZM50 183L51 184L55 183L54 184L55 186L57 184L60 185L62 187L61 189L64 190L65 192L61 193L60 191H58L60 187L58 188V187H55V186L53 187L54 190L53 189L51 190V188L49 189V187L51 185ZM89 183H90V185L92 187L89 186ZM169 183H170V187L171 188H168L169 187ZM200 183H202L201 186L199 185ZM92 184H94V185H92ZM98 184H99V187H97ZM103 184H105V185L103 186ZM122 184L124 186V189H121L123 187ZM143 184H145V185H143ZM6 185H8V186H6ZM16 185H18V186H16ZM100 185H102V186H100ZM138 185H139V187H138ZM156 185H157V187H156ZM34 186L38 187V188H35V190H33ZM160 186H162V188ZM175 186L176 187L180 186V187L176 188ZM192 186H193V190H192ZM85 187H86V189L88 191L85 189ZM94 187H96V188H94ZM103 187H104V189H103ZM165 187H167V189ZM181 187L185 191V192H183L184 194H182ZM27 188H28V190H27ZM30 188H32V189H30ZM55 188L58 189V190H56ZM83 188L85 190H83ZM129 188H130V190H129ZM254 188H256L257 190L254 189ZM162 189L164 191H162ZM199 189H201L202 191L203 190H205V191L201 192V190H199ZM207 189H209V190H207ZM226 189H227V191H226ZM253 189H254V191H253ZM40 190L42 191V193L40 192ZM79 190H81V191H79ZM111 190H113V192ZM134 190L137 193L136 195L133 196L134 198L132 196L126 195V194H130L131 195V192H134ZM139 190H141V191H139ZM173 190H175L176 192L173 191ZM177 190H180V191H177ZM224 190L226 192H224ZM190 191H192L193 193L190 192ZM21 192H23L25 195H23V193H21ZM74 192H76L75 195L73 194L72 197H71V194L74 193ZM116 192L117 193L119 192V193L117 194ZM156 192H158V193H156ZM164 192H166V193H164ZM177 192H178V194H177ZM167 193L168 194L172 193L171 195H173L175 197V201L172 200V203L174 202L172 205H167V204L165 205L164 202H159V203H156L154 207H150L149 204H151V203H149V202L152 201V197L154 195H160L161 194V196H163L162 194L165 195ZM221 193H222V195L224 193V196H221ZM62 194L66 195L67 197L65 196L66 198H62L64 196ZM121 194H122V198H121ZM68 195H70V196L68 197ZM110 195H112V196H110ZM219 195H220V198H219ZM125 196L127 197V199H126ZM213 196H214V198L216 197L215 198L216 201L214 200ZM217 196H218L219 199L217 198ZM109 197H111V198L115 197L114 198L115 200H117L116 198H118V202L119 203H117V202L115 203L114 199L112 198V200H111V198H109ZM128 197H129V199H128ZM191 197H192L193 200L191 199ZM195 197H197V198L195 199ZM210 197L213 198V200ZM31 198H33V199L35 198L34 199L35 201L34 200L32 201ZM36 198H38V199L36 200ZM137 198H140V199H137ZM42 199H44V200H42ZM59 199H61V200H59ZM122 199H123L124 202L121 201ZM172 199H174V198H172ZM200 199H202L203 201L204 200H206V201H204V203H203L202 200L200 201ZM54 200H56V202L59 200L60 202L67 201V203H68V201H69V203H70V201H72V202H75V203L78 202V203L74 204L72 207H68L67 206L66 208L65 207H61L59 209V208H57V203H54L55 202ZM27 201L33 207L29 206ZM39 201H41V202H39ZM111 201L114 204H118V205L114 206V204ZM182 201H184L185 204H184V202L182 203ZM7 202H11V201H7ZM24 202H25V204H24ZM42 202H43V204L45 203L44 205L42 204L43 206L41 205ZM48 202H49V204H48ZM72 202H71V204H73ZM85 202H86V204H85ZM144 202L145 203L147 202V203L144 204ZM175 202H176V204H175ZM199 202H201L202 204L199 205ZM210 202L212 203L211 205H210ZM123 203H125V204H123ZM138 203H139V205L137 206ZM71 204H69V206ZM81 204H84V205L81 206ZM188 204H189V206H188ZM203 204H204V206H203ZM205 204H208V206L206 205V207H205ZM36 205L39 206L38 207L39 209L37 208ZM79 205H80V207H79ZM119 205H121L122 207L125 206L127 211H126V209L124 211L125 207L122 209V207L119 206ZM157 205H158L159 210H160V208L163 209V211L162 210L160 211V215L157 213L158 208H157V210L155 209V207H157ZM194 205L196 206V209H195ZM26 206L28 207V209L26 208ZM74 206L75 207L77 206V207L75 208ZM110 206H113V207H110ZM140 206H142V207H140ZM190 206H192L191 207L192 211H191V208H189ZM210 206H211V209L209 208ZM95 207L96 206H94L93 208H95ZM114 207H116V208L113 209ZM132 207H133V209H136V210L135 211L132 210ZM134 207H136V208H134ZM143 207H145V208H143ZM169 207H171V208H169ZM182 207H185V208L182 209ZM186 207L188 208L187 210H186ZM25 208H26V210H25ZM29 208L30 209L33 208V209L30 210ZM45 208H49V209H51V210L53 209V210L52 211L50 210L51 211L50 212L49 209H46V210L49 211V213H47L48 211H43V210H45ZM56 208H57V211H56ZM79 208H80V210H79ZM14 209H16L17 212ZM63 209L64 210L66 209L67 211H70V212L68 213L67 211H64V213H63ZM68 209H70V210H68ZM71 209H73V211L75 209L76 210H75V212H73ZM189 209H190L191 212H189ZM40 210H41V213L39 212V214L37 215L38 211H40ZM77 210H78V212H76ZM88 210H90V208H88ZM109 210H111L110 212L112 213V215H114V217H110L112 215H111V213H109ZM166 210L171 212V213H168ZM206 210H207V212H205ZM12 211H13L14 214L11 213ZM23 211H25V212L23 213ZM148 211H151L153 217L149 216V215H151V213L148 212ZM52 212H54V213H52ZM55 212H57V213H55ZM59 212H61L62 214L67 213V214H70V215H74L75 219H73V220L71 219L70 220L69 217L66 216V214L64 216H60V215H62L61 213L58 216ZM136 212H138V214ZM162 212H163V214H162ZM28 213L29 214L31 213L30 214L31 215V219H30V217L29 218L27 217V216H30ZM50 213H51V215L54 218H52V216L49 215ZM76 213H78V214H76ZM139 213H140V215H139ZM194 213H196V214L194 215ZM155 214H158V215H156V217H155ZM165 214L167 215V217H166ZM175 214L176 215L178 214L179 217L181 216V214H183L181 217L182 218H183V216L185 217L183 219L184 221H182V219L180 217L179 219H181V220H179V219L177 220L176 219L177 220V223H176L175 218H178V216L176 217ZM10 215H12V217ZM14 215H15V217H14ZM25 215H27V216H25ZM122 215H124L123 216L124 219H123ZM133 215H134V217L132 218ZM142 215H143V217L145 216L144 217L145 220L144 219L141 220L143 218ZM146 215H147V217H146ZM196 215H198V216H196ZM16 216H17V218H16ZM19 216H20V219H19ZM32 216H35V218L34 217L32 218ZM41 216H43L44 219L49 218V219H47L48 221L47 220L43 221V217L40 218ZM159 216H161V217H159ZM164 216L166 217L165 218L166 221L164 220ZM10 217H11V219H10ZM60 217L61 218L63 217L62 218L63 221H61L62 219ZM135 217H136V220L134 219ZM50 218L52 220H50ZM130 218H131V220H129ZM25 219H27V220H25ZM115 219L116 220L118 219L117 220L118 222L115 221ZM132 219H134L136 224L134 223V221ZM146 219H147V221L150 222V224H152V226H153L152 229L153 230H151V227L148 224V222L146 221ZM158 219H160V220H158ZM21 220L22 221L23 220L26 221L25 224ZM34 220L35 221L38 220L37 223H35ZM40 220L42 222H40ZM56 220H58V221H56ZM98 220H100V223H98ZM123 220H124V222H123ZM127 220H129L128 221L129 223L127 222ZM65 221H66V223H65ZM68 221H70V222H68ZM141 221H145V222H141ZM15 222L19 223V226H18V224H14ZM106 222H107V225H106ZM151 222H155L157 225L159 224V227L155 228L154 226L156 224L155 223H151ZM52 223H53V226H52ZM61 223H64V224H61ZM101 223H103L102 226L100 225ZM123 223H125V224H123ZM126 223H128V225ZM22 224H23V227L25 225L26 226L24 228H22ZM48 224H51V226H48ZM54 224H56L55 226H57V227H55ZM66 224H68V225H66ZM95 224L98 225L100 228L98 226H96ZM64 225L66 227H64ZM104 226H103V228H104ZM134 226H136L135 229H133ZM19 227H20V229H19ZM36 227H37V229H36ZM45 227L46 228L49 227L50 230H49V228H47V230H46ZM62 227H64V228H62ZM139 227H141V228H139ZM162 227H163V229H162ZM44 228H45V230H44ZM53 228H55V229H53ZM58 228H59V230H58ZM60 228L63 229V230H61ZM154 228L157 229V230H155ZM158 228H160V230L161 229L162 230L158 232V230H159ZM51 229H53V230H51ZM163 230H164V234H162ZM57 231H58V234H57ZM148 231H150V232L148 233ZM153 231H155V232H153ZM46 233H48V234H46ZM165 233H166V235H165ZM214 233H217V231L214 232ZM159 236L162 237V238L160 239ZM46 237H47V239H46ZM48 237L51 240H48ZM125 239H126V242L124 241ZM140 239H142V238L140 237ZM129 240H130V242H129ZM52 242H54V243H52ZM124 243H126V244H124ZM244 243H243L244 247L245 246H250V241H245ZM52 244H53V246H51ZM144 250L145 251H143V252H148L147 254H149V253L151 254V248H149V249L145 248ZM33 252L37 253V254H34V257L37 258L38 260H36L33 257ZM43 252H45V254H43ZM29 253H32V254H29ZM58 253H60V254H58ZM122 254H123L124 257L121 256ZM44 255L46 257H44ZM2 256H4V257H2ZM13 256H15V257H13ZM27 256H28V259H27ZM12 257H13V259H11ZM17 257H19L21 260H19V258L17 260ZM42 258H44L45 260H42ZM47 258H49V259H47ZM22 259L25 260V261H22ZM7 261H8V263H7ZM56 261H58V262H56ZM46 262H48V263H46Z\"/></svg>",
  "mask_w": 264,
  "mask_h": 264
}]
</instances>
